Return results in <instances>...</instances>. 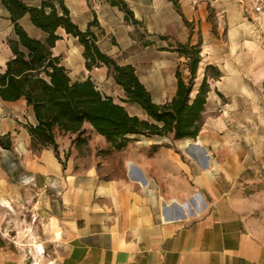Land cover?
<instances>
[{"label":"crops","instance_id":"crops-1","mask_svg":"<svg viewBox=\"0 0 264 264\" xmlns=\"http://www.w3.org/2000/svg\"><path fill=\"white\" fill-rule=\"evenodd\" d=\"M125 1L139 23L129 20L111 0L65 3L83 30L97 18L98 24L92 29L101 50L121 64L134 65L154 101H171L177 93V69L186 61L176 50L178 44L202 40V65L214 64L222 71L212 84L207 110H219V117L231 123L240 116L250 118L264 112V22L247 0ZM0 4L13 26L9 10L1 0ZM210 9L228 20L230 29L226 35L213 32L208 20ZM21 23L30 35L46 36L29 14L21 18ZM59 33L62 37L54 51L63 56L73 79L91 78L104 94L126 107L129 104L133 109H142L147 115L141 106L122 101L125 91L108 66L88 69L85 47L78 37L64 28ZM128 111L140 116L139 112ZM31 124H37V117L26 98L0 100V135L11 134L14 142L12 149L0 148V205L12 209L13 203L23 200L27 186H35L42 202L47 203L46 212L63 233L65 249L59 264H264V240L250 229L234 205L229 178L223 182L217 177L210 169V160V168L204 172L193 162L170 153L172 159L162 165L172 167L176 173L166 178L154 158L133 159L128 162H133L147 181L141 183L131 175L129 165L130 176L109 178L83 159L82 145L73 142L75 134L62 141L57 133L63 162L52 146L34 150L28 129ZM86 127L109 145L91 124ZM205 130L198 138L207 135ZM145 137L153 144L152 137ZM200 144L207 153L218 148ZM163 153L165 147L161 146L155 156ZM179 171L190 178V185L185 183L184 191L166 190L165 184L179 182ZM189 198L191 203L184 201ZM0 264L13 262L0 256Z\"/></svg>","mask_w":264,"mask_h":264},{"label":"trees","instance_id":"trees-1","mask_svg":"<svg viewBox=\"0 0 264 264\" xmlns=\"http://www.w3.org/2000/svg\"><path fill=\"white\" fill-rule=\"evenodd\" d=\"M111 1L126 12L129 20L139 23L125 0ZM1 3L10 12L15 36L8 39L12 56L5 70L0 72V100L24 97L33 107L37 124L29 125L28 129L34 150L52 146L63 162L57 133L75 134L73 142L82 145L90 140L85 136L89 132L87 123L109 142L107 151L125 150L140 135L169 137L174 141L199 136L212 91L211 79H219L222 75L219 67L208 64L203 78L198 81L203 61L202 40L178 44L176 50L186 58L184 63L188 72L185 74L183 66L179 65L176 95L171 101L157 103L134 65L121 64L101 50L98 35L92 29L98 24L97 18L83 30L73 20L65 0H1ZM176 6L181 11L177 2ZM26 14L46 32L44 38L34 37L26 30L21 23ZM60 28L78 37L84 45L88 69L108 66L125 91L122 101L141 106L148 118L131 114L122 102L104 94L91 78L73 79L63 63V56L54 51L62 37ZM13 144L11 134L0 135L1 147L12 149ZM160 145L154 144V150Z\"/></svg>","mask_w":264,"mask_h":264},{"label":"rangeland","instance_id":"rangeland-1","mask_svg":"<svg viewBox=\"0 0 264 264\" xmlns=\"http://www.w3.org/2000/svg\"><path fill=\"white\" fill-rule=\"evenodd\" d=\"M219 2L224 3L222 0ZM208 20L212 23L213 32H224L226 35L230 29L228 20L219 17L215 9H210ZM249 20L253 21L250 15ZM248 25L251 27V22H248ZM236 27L239 29L240 23H237ZM14 36L13 26L0 4L1 68L11 56L8 39ZM205 68L203 64L198 81L203 78ZM183 69L187 74L185 65ZM211 83H216L214 78ZM127 108L139 112L141 118L147 117L142 109H133L129 104ZM218 113L219 110L213 109L205 112L202 129H207L204 132L207 135L204 138L174 141L169 137H152L151 144L150 139L144 136L133 139L129 146L121 151H107L109 145L94 136L89 129L85 136H89L90 140L82 144V157L88 165L95 164L99 172L109 178L129 175L130 160L154 158L156 167L168 178L172 173H176L172 167L162 165L172 159L170 153L176 154L185 162H193L198 170L206 172L207 168L201 165L198 156L189 150L188 145L202 142L207 148L218 146L208 153L210 163L213 164L209 168L217 177L222 178L223 182L224 178H229V194L234 205L245 216L250 229L264 240V149L255 148L264 146V112L255 113L250 118L240 116L232 123L220 118ZM58 135L62 141L74 137L72 133L59 132ZM157 143L161 144L160 147H165V153L159 157L155 156L158 150L153 147ZM177 174L181 176L179 182L165 184L166 190L184 191L185 183L190 185L191 180L184 172L179 171ZM22 195L23 200L13 203L12 209L0 205V241L3 247L0 256L11 258L13 264H59L65 249L59 224L52 222L45 206L47 203L42 202L35 186L28 185ZM184 201L191 203L190 198ZM42 211L45 212L42 214Z\"/></svg>","mask_w":264,"mask_h":264},{"label":"bare ground","instance_id":"bare-ground-1","mask_svg":"<svg viewBox=\"0 0 264 264\" xmlns=\"http://www.w3.org/2000/svg\"><path fill=\"white\" fill-rule=\"evenodd\" d=\"M187 140H190V139H187ZM194 143H189L188 145V148H191L195 153H198L199 155V162L201 163V165L205 166L206 168L210 167V164L209 162H207V159L202 151V148L201 147H196L195 145H193ZM196 144H200V143H196ZM193 153V152H192ZM196 155V154H195ZM128 165H129V170H130V174L131 175H136L138 180L141 182V183H144V181L146 180V177L138 172L134 166H133V162H128ZM147 181V180H146ZM146 184V183H145Z\"/></svg>","mask_w":264,"mask_h":264},{"label":"built area","instance_id":"built-area-1","mask_svg":"<svg viewBox=\"0 0 264 264\" xmlns=\"http://www.w3.org/2000/svg\"><path fill=\"white\" fill-rule=\"evenodd\" d=\"M247 1L253 12L256 14L257 18L260 21L264 22V0H247ZM2 251H3V247L0 241V255L2 254Z\"/></svg>","mask_w":264,"mask_h":264},{"label":"water","instance_id":"water-1","mask_svg":"<svg viewBox=\"0 0 264 264\" xmlns=\"http://www.w3.org/2000/svg\"><path fill=\"white\" fill-rule=\"evenodd\" d=\"M193 145H195L196 147L198 146V147H201L202 148V150L204 152V155H205V157L207 159V162H209V154L207 153L206 149L201 144L194 143ZM189 150H191L192 152H194L191 148H189Z\"/></svg>","mask_w":264,"mask_h":264}]
</instances>
